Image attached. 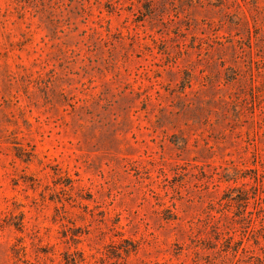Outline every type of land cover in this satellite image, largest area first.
Returning a JSON list of instances; mask_svg holds the SVG:
<instances>
[{
    "label": "rangeland",
    "instance_id": "1",
    "mask_svg": "<svg viewBox=\"0 0 264 264\" xmlns=\"http://www.w3.org/2000/svg\"><path fill=\"white\" fill-rule=\"evenodd\" d=\"M0 264H264V0H0Z\"/></svg>",
    "mask_w": 264,
    "mask_h": 264
}]
</instances>
